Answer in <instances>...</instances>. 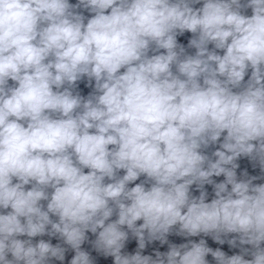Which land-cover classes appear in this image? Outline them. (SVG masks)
I'll return each instance as SVG.
<instances>
[{"label": "clouds", "instance_id": "9594fccd", "mask_svg": "<svg viewBox=\"0 0 264 264\" xmlns=\"http://www.w3.org/2000/svg\"><path fill=\"white\" fill-rule=\"evenodd\" d=\"M256 181L264 0H0V264H264Z\"/></svg>", "mask_w": 264, "mask_h": 264}]
</instances>
